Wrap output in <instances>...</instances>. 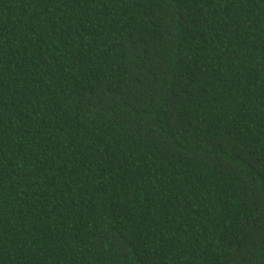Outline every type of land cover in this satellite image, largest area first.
Masks as SVG:
<instances>
[{
	"label": "trees",
	"instance_id": "obj_1",
	"mask_svg": "<svg viewBox=\"0 0 264 264\" xmlns=\"http://www.w3.org/2000/svg\"><path fill=\"white\" fill-rule=\"evenodd\" d=\"M0 264H264V0H0Z\"/></svg>",
	"mask_w": 264,
	"mask_h": 264
}]
</instances>
